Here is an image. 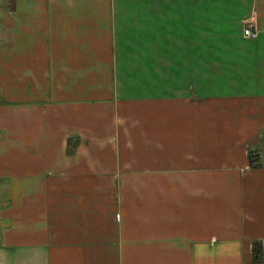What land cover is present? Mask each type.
I'll return each mask as SVG.
<instances>
[{
  "label": "crops",
  "instance_id": "crops-1",
  "mask_svg": "<svg viewBox=\"0 0 264 264\" xmlns=\"http://www.w3.org/2000/svg\"><path fill=\"white\" fill-rule=\"evenodd\" d=\"M255 242L264 264V0H0V264Z\"/></svg>",
  "mask_w": 264,
  "mask_h": 264
},
{
  "label": "trees",
  "instance_id": "trees-1",
  "mask_svg": "<svg viewBox=\"0 0 264 264\" xmlns=\"http://www.w3.org/2000/svg\"><path fill=\"white\" fill-rule=\"evenodd\" d=\"M9 1V8L11 7V1L12 0H8ZM70 152V150H69ZM249 163L251 164V166H257L256 163V156H254L251 152L249 153ZM252 251H253V257H254V261L259 264L262 262V246L259 242H255L253 244L252 247Z\"/></svg>",
  "mask_w": 264,
  "mask_h": 264
},
{
  "label": "built area",
  "instance_id": "built-area-1",
  "mask_svg": "<svg viewBox=\"0 0 264 264\" xmlns=\"http://www.w3.org/2000/svg\"><path fill=\"white\" fill-rule=\"evenodd\" d=\"M243 36L245 38H254L256 36V32L253 29V24L251 22H247L243 29Z\"/></svg>",
  "mask_w": 264,
  "mask_h": 264
}]
</instances>
